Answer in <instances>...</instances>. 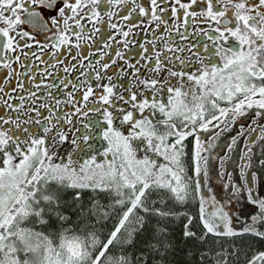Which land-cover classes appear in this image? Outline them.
I'll return each mask as SVG.
<instances>
[{
	"label": "snow or ice",
	"instance_id": "obj_1",
	"mask_svg": "<svg viewBox=\"0 0 264 264\" xmlns=\"http://www.w3.org/2000/svg\"><path fill=\"white\" fill-rule=\"evenodd\" d=\"M0 264H264V0H0Z\"/></svg>",
	"mask_w": 264,
	"mask_h": 264
},
{
	"label": "flooded vegetation",
	"instance_id": "obj_2",
	"mask_svg": "<svg viewBox=\"0 0 264 264\" xmlns=\"http://www.w3.org/2000/svg\"><path fill=\"white\" fill-rule=\"evenodd\" d=\"M245 123H247V122H245ZM257 131H258V130H257ZM222 140H223V138H222ZM257 151H258V149H257ZM220 154L222 155L223 152H220ZM232 155H233V158H234V159L238 160V158H239V157H238V152H234ZM229 170L233 171V175H234V177H238V170H236L234 166H231V167L229 168Z\"/></svg>",
	"mask_w": 264,
	"mask_h": 264
}]
</instances>
